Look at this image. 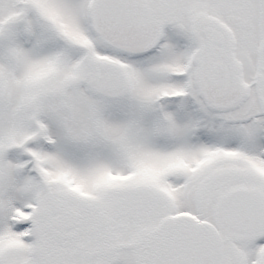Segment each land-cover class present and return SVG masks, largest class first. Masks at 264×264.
<instances>
[{
  "label": "snow or ice",
  "instance_id": "6c2138e0",
  "mask_svg": "<svg viewBox=\"0 0 264 264\" xmlns=\"http://www.w3.org/2000/svg\"><path fill=\"white\" fill-rule=\"evenodd\" d=\"M0 264H264V0H0Z\"/></svg>",
  "mask_w": 264,
  "mask_h": 264
}]
</instances>
